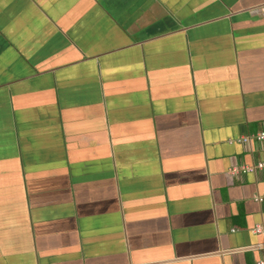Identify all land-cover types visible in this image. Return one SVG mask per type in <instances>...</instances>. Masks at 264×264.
Masks as SVG:
<instances>
[{
    "label": "crops",
    "instance_id": "0c3cea01",
    "mask_svg": "<svg viewBox=\"0 0 264 264\" xmlns=\"http://www.w3.org/2000/svg\"><path fill=\"white\" fill-rule=\"evenodd\" d=\"M262 130L264 0H0V264L264 262Z\"/></svg>",
    "mask_w": 264,
    "mask_h": 264
},
{
    "label": "built area",
    "instance_id": "2783aa9c",
    "mask_svg": "<svg viewBox=\"0 0 264 264\" xmlns=\"http://www.w3.org/2000/svg\"><path fill=\"white\" fill-rule=\"evenodd\" d=\"M257 138L258 139H263L264 138V130L258 132ZM242 140H245V138H242ZM263 168H264V159L263 160H258L255 163L254 169H263ZM250 170H251V168H248V167L241 169L242 172L250 171ZM255 231H259V229L256 228ZM256 264H264V262L263 261H259Z\"/></svg>",
    "mask_w": 264,
    "mask_h": 264
}]
</instances>
